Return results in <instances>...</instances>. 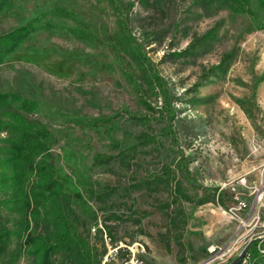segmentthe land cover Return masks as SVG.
<instances>
[{
    "label": "rangeland",
    "instance_id": "1",
    "mask_svg": "<svg viewBox=\"0 0 264 264\" xmlns=\"http://www.w3.org/2000/svg\"><path fill=\"white\" fill-rule=\"evenodd\" d=\"M261 21L263 13L252 23L219 0H7L0 39L16 31L22 41L0 63V154L25 134L49 135V160L87 203L69 201L64 212L77 218L93 264L122 262L125 252L104 262L105 235L149 264H232L264 235ZM228 53L226 75L204 78ZM101 119L117 124L118 147ZM141 134L148 141L135 147ZM130 145L122 162L116 156ZM11 176L0 166V179ZM10 185L0 187V204L17 199ZM237 200L242 224L226 213ZM19 211L18 202L0 207V232L10 230L0 264L32 263L15 233ZM37 211L42 223L46 207ZM249 252L247 264H264Z\"/></svg>",
    "mask_w": 264,
    "mask_h": 264
},
{
    "label": "trees",
    "instance_id": "2",
    "mask_svg": "<svg viewBox=\"0 0 264 264\" xmlns=\"http://www.w3.org/2000/svg\"><path fill=\"white\" fill-rule=\"evenodd\" d=\"M6 2L7 0H0V11ZM219 3L225 5L232 15H243L249 18L252 23L257 20L258 12L264 14V0H219ZM255 31H264V21L256 24ZM21 41L22 38L16 31L0 39V63H2L6 54L16 51ZM232 59V53L226 54L216 66L204 72V78L207 79L209 76H215V72H218L221 76H225ZM134 61H137V59ZM138 62H143V58ZM141 64L143 66V63ZM142 66L140 67L143 68ZM209 70L211 71L209 72ZM148 86L153 92L155 88H152V86L154 85ZM159 87H162V84ZM161 89L160 92L163 93L164 90L163 88ZM21 103V108L26 111H32L34 108L33 104L27 101ZM137 119L139 121H147L146 117ZM111 120L113 119H101V123H103L101 126L108 125L105 133L114 141L115 147H118V141L114 140L111 136L118 130V126L117 124H110ZM95 121L98 123L99 120ZM24 129L27 131V127H24ZM25 130V133H29V130L27 132ZM29 134L30 137L25 134L20 140L18 138V140H14L9 148L10 151L7 150L3 154H0V166L11 168V174H13L9 178L4 177L0 179V187L4 186V182H9L11 184L10 187L15 192L17 191V199L14 197V199L8 200L6 204H0V207L16 204V202L20 203L19 212L23 213L24 226H22V222H19V227L15 233L19 234L18 236H24L23 242L25 245L31 246L30 252L33 257L31 264H55L51 256L57 252L63 253L59 264H68V262L70 264H93V254L88 250L87 243L82 238V234L77 226V218L71 209L70 213L64 212L67 209L65 205H68L69 201L71 204L79 203L84 208H88L87 203L75 186L73 178L71 179V177L69 178L64 174L61 176L60 166L53 165V160H49L51 155L48 152L45 140H43V138L46 139V136L49 135L45 132L41 133V129ZM143 139L148 141L147 136L144 134L136 137L135 147L139 143L144 142ZM19 141L22 142V145L17 146ZM149 141L153 142L151 138ZM131 147H134V145L124 147L116 157L122 160V162L126 161L125 159L128 158ZM182 168L186 173L184 167ZM54 174L56 176H53ZM53 178L58 180L57 183ZM23 187H25L26 191L22 194L21 190ZM63 189H66L68 192L62 193ZM204 201L201 200L199 203H205ZM59 204L61 205L60 209H63V211L59 209ZM42 206L46 207L47 214L42 217L41 222L48 231L35 234L29 230V227L30 224L36 228L42 225V223H39V220H36L40 218L37 207L40 209ZM8 230L5 229L4 233L0 232V243L8 238L7 233H10V230ZM20 231L24 232L20 233ZM249 251L252 252L253 257H260L255 248V241L249 243Z\"/></svg>",
    "mask_w": 264,
    "mask_h": 264
},
{
    "label": "built area",
    "instance_id": "3",
    "mask_svg": "<svg viewBox=\"0 0 264 264\" xmlns=\"http://www.w3.org/2000/svg\"><path fill=\"white\" fill-rule=\"evenodd\" d=\"M245 208H246L245 203L241 202L240 200H237L236 205L228 208L226 210V213L230 216V219L239 220L240 223L242 224L239 214ZM256 221H258V220H256ZM96 229L97 230L103 229V227L101 226V222H99L96 226L92 227L91 231L95 232ZM104 237H105V241L108 245V252L106 254L104 262L107 263L108 261L111 260L109 258L114 257L119 252H125L124 257L122 258L121 264H149L138 255L137 250H135L134 247L128 246V245L122 244V243H120V245H117L115 242H111V244H108V242L111 241V237H107V235H105ZM255 248H256V250L260 256L264 255V235H258V237L255 238ZM108 256H110V257H108ZM250 260H251V253L248 252V250H247L245 255L243 256V258L241 259L240 264H247V262Z\"/></svg>",
    "mask_w": 264,
    "mask_h": 264
},
{
    "label": "water",
    "instance_id": "4",
    "mask_svg": "<svg viewBox=\"0 0 264 264\" xmlns=\"http://www.w3.org/2000/svg\"><path fill=\"white\" fill-rule=\"evenodd\" d=\"M249 245H247L242 252L239 254V256L233 261L232 264H240L241 263V259L243 258V256L245 255L246 251L248 250Z\"/></svg>",
    "mask_w": 264,
    "mask_h": 264
}]
</instances>
